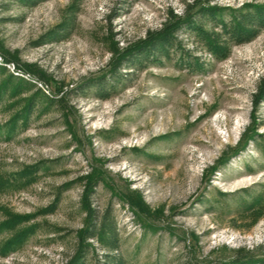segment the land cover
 <instances>
[{
  "label": "rangeland",
  "instance_id": "rangeland-1",
  "mask_svg": "<svg viewBox=\"0 0 264 264\" xmlns=\"http://www.w3.org/2000/svg\"><path fill=\"white\" fill-rule=\"evenodd\" d=\"M206 3L264 0H0V264H107L85 232L104 215L121 264L264 260V29L225 59L182 29L110 73Z\"/></svg>",
  "mask_w": 264,
  "mask_h": 264
},
{
  "label": "trees",
  "instance_id": "trees-1",
  "mask_svg": "<svg viewBox=\"0 0 264 264\" xmlns=\"http://www.w3.org/2000/svg\"><path fill=\"white\" fill-rule=\"evenodd\" d=\"M32 1V0H26ZM230 9V8H227ZM226 8L210 3L199 4L198 10L195 12L188 11L184 15H174V20L165 23L163 27L149 33L147 38L128 46L114 58L112 72L113 76L118 74L120 68L127 63L138 66L143 62L155 56L168 54L170 47L177 39L180 30L186 29L194 33L205 49L217 59H225L230 54L231 46L234 44H242L254 39L258 33L264 29V4H247L240 8L230 9L229 17L225 16ZM5 62H14L12 58L0 53ZM190 69L202 71L204 64L199 58L187 60ZM0 68H3L0 66ZM11 76H14L13 74ZM4 82V86H7ZM105 81H99V86L104 85ZM102 87V86H101ZM3 88V86L1 87ZM0 88V96L1 90ZM44 95V94H43ZM101 97L107 94L100 93ZM264 96V93H263ZM47 99V96L44 95ZM33 99L16 115V117H26L31 114L33 109ZM36 99V98H35ZM48 103H54L51 97ZM107 216L104 215L100 221L91 222V226L86 229V234L90 238H99L103 247L106 249L104 254L107 264H121V257L118 254L119 239L116 227L112 222L106 221ZM95 219V215H94ZM15 221V220H14ZM28 231L24 230L20 234H16L8 241V245H16L21 242ZM83 250H81L72 261V264H83ZM264 264L262 259H252L249 261H239L236 264Z\"/></svg>",
  "mask_w": 264,
  "mask_h": 264
}]
</instances>
